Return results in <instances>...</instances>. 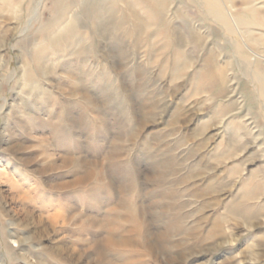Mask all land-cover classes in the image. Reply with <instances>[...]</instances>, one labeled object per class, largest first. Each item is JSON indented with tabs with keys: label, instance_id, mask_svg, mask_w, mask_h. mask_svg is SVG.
<instances>
[{
	"label": "rangeland",
	"instance_id": "obj_1",
	"mask_svg": "<svg viewBox=\"0 0 264 264\" xmlns=\"http://www.w3.org/2000/svg\"><path fill=\"white\" fill-rule=\"evenodd\" d=\"M260 184L264 0H0V264H264Z\"/></svg>",
	"mask_w": 264,
	"mask_h": 264
},
{
	"label": "bare ground",
	"instance_id": "obj_2",
	"mask_svg": "<svg viewBox=\"0 0 264 264\" xmlns=\"http://www.w3.org/2000/svg\"><path fill=\"white\" fill-rule=\"evenodd\" d=\"M92 2H94V1H92ZM162 2V1H161ZM22 4V3H21ZM13 5V4H12ZM95 4H93V6H94ZM91 6H92V4H91ZM160 7H162V6H160ZM165 7V6H164ZM93 8V7H92ZM19 9V8H18ZM16 10V9H15ZM142 22V21H141ZM102 24V23H101ZM101 26V25H100ZM64 29H66V28H64ZM79 35V34H78ZM72 36L73 37H71V38H74V37H76V31L75 30H73V32H72ZM67 43V42H66ZM60 45H62L61 43H60ZM59 46V45H58ZM90 47V46H89ZM83 57V56H82ZM40 57H38V59H39ZM27 69V68H26ZM26 69H24V70H26ZM210 70V69H209ZM39 73V72H38ZM53 73V72H52ZM34 77V76H33ZM212 78V77H211ZM25 80V79H24ZM201 80H206V81H210V78H209V75H208V72H205L204 74H203V76H202V79ZM91 98V97H90ZM89 101V100H88ZM252 126V125H251ZM260 186V188L261 187H263L264 186V184L262 185V184H260L259 185ZM264 188V187H263ZM263 192V191H262ZM255 193V192H254ZM254 193H252V192H250L248 195H251V197L254 195ZM134 231V230H133ZM13 234V233H12ZM144 237V236H143ZM128 242V241H127ZM126 242V243H127ZM126 245H128V244H126ZM11 251V253H13V250L11 249L10 250Z\"/></svg>",
	"mask_w": 264,
	"mask_h": 264
}]
</instances>
